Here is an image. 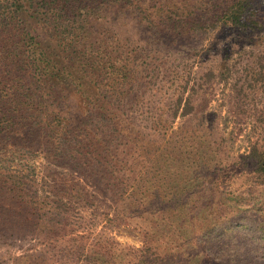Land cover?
<instances>
[{
  "label": "rangeland",
  "instance_id": "obj_1",
  "mask_svg": "<svg viewBox=\"0 0 264 264\" xmlns=\"http://www.w3.org/2000/svg\"><path fill=\"white\" fill-rule=\"evenodd\" d=\"M142 5L154 23L138 11L129 10L125 21L109 10L94 24L97 54L105 58L108 50L133 66V79L122 87L131 95L112 112L137 139H113L92 121L83 147L64 141L50 152L53 134L40 129L4 142L1 174L15 176L32 219L49 221L56 233H16L14 223L8 226L13 216L0 210V264L138 262L133 250L142 248L151 218L125 213L137 198L130 194H141L137 186H213L219 206L264 211V177L254 176L248 160L252 146L264 144V89L254 82L264 31L206 28L173 41L155 7ZM70 94L77 104L80 95ZM235 196L238 202L228 201Z\"/></svg>",
  "mask_w": 264,
  "mask_h": 264
},
{
  "label": "trees",
  "instance_id": "obj_2",
  "mask_svg": "<svg viewBox=\"0 0 264 264\" xmlns=\"http://www.w3.org/2000/svg\"><path fill=\"white\" fill-rule=\"evenodd\" d=\"M147 3L155 7L159 24L173 41L206 28L264 31V0ZM142 4L143 0H0V146L40 129L42 134H53L50 152L64 141L68 147H83L87 139L83 134L92 121L102 133V127L110 129L113 139H137L112 112L131 95L122 87L133 79V66L108 50L105 58L97 54L94 24L105 20L103 12L109 10L126 15L120 17L125 21L129 10L138 11L147 23H154ZM259 58L254 82L264 89V51ZM67 89L80 95L77 104ZM45 106L51 110L42 112ZM41 117L49 118V123ZM248 160L254 176L264 177V144L253 145ZM1 173L0 210L13 216L8 226L14 223L16 233L55 234L49 221L32 219L30 205H22L26 196L14 186L15 176ZM137 187L141 194H130L137 198L125 213L145 221L151 218L149 232L142 248L133 250L138 262L120 260L119 264H264V211L252 213L230 203L219 206L213 186ZM239 200L235 196L228 201ZM115 246L123 248L119 243Z\"/></svg>",
  "mask_w": 264,
  "mask_h": 264
}]
</instances>
